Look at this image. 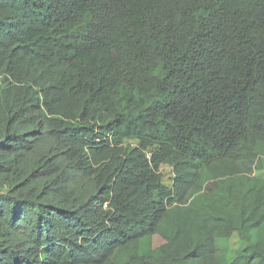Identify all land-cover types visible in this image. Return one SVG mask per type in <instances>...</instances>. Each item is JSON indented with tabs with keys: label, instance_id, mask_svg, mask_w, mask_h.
<instances>
[{
	"label": "trees",
	"instance_id": "obj_1",
	"mask_svg": "<svg viewBox=\"0 0 264 264\" xmlns=\"http://www.w3.org/2000/svg\"><path fill=\"white\" fill-rule=\"evenodd\" d=\"M263 168L264 0H0V264H264Z\"/></svg>",
	"mask_w": 264,
	"mask_h": 264
},
{
	"label": "rangeland",
	"instance_id": "obj_2",
	"mask_svg": "<svg viewBox=\"0 0 264 264\" xmlns=\"http://www.w3.org/2000/svg\"><path fill=\"white\" fill-rule=\"evenodd\" d=\"M164 172L166 173V182H168V179L170 177V172L167 168L164 169ZM260 177H264V168L261 171H258L256 173ZM226 248L228 249V254L230 258H233L235 253L239 250H242L245 246V244L240 241L237 234H234L228 242L224 244Z\"/></svg>",
	"mask_w": 264,
	"mask_h": 264
},
{
	"label": "built area",
	"instance_id": "obj_3",
	"mask_svg": "<svg viewBox=\"0 0 264 264\" xmlns=\"http://www.w3.org/2000/svg\"><path fill=\"white\" fill-rule=\"evenodd\" d=\"M165 168H167V167H164V168H163V171H164ZM167 169L169 170V172H170V177H171V176H172V173H171V171H170L169 168H167ZM170 177H169V178H170Z\"/></svg>",
	"mask_w": 264,
	"mask_h": 264
}]
</instances>
